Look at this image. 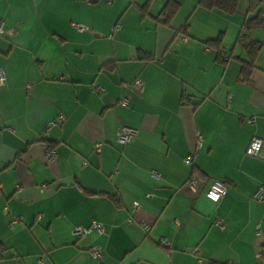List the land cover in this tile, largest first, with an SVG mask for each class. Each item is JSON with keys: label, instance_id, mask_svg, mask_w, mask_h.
<instances>
[{"label": "crops", "instance_id": "1", "mask_svg": "<svg viewBox=\"0 0 264 264\" xmlns=\"http://www.w3.org/2000/svg\"><path fill=\"white\" fill-rule=\"evenodd\" d=\"M198 1L0 0V264H264V27L242 37L264 0ZM92 221L101 233H72Z\"/></svg>", "mask_w": 264, "mask_h": 264}, {"label": "built area", "instance_id": "2", "mask_svg": "<svg viewBox=\"0 0 264 264\" xmlns=\"http://www.w3.org/2000/svg\"><path fill=\"white\" fill-rule=\"evenodd\" d=\"M74 27L79 30H85L87 29L86 27L79 25V24H74ZM4 30L2 29L1 25H0V33H2ZM6 33H11L10 31H5ZM3 78V74L0 71V81H2ZM132 86L134 88H140L143 84L142 80L139 78H136L132 81ZM92 90L96 91L98 93H102L104 92V89L97 84H93L92 85ZM127 100L128 97L126 95H124L123 97H121V99L119 100V103L121 105H127ZM249 122H253V119H249ZM136 134V129L130 126H126L123 125L121 126L117 131H116V137H115V141L116 143H118L119 145H125L126 143L130 142L133 137ZM261 140L258 138L253 137L251 139V141L249 142V144L247 145L246 149H245V154L249 155V156H254L257 157L259 155V151L261 148ZM53 152L52 151H48L46 153V159L48 161H52L53 160ZM192 160V156H188L184 159V162L186 164H189ZM199 181L198 177L196 175H191L184 183V188L186 190H189L191 192H194L196 189V184ZM46 188L45 185L41 186V190H44ZM226 191V186L225 183L220 180V179H212L209 183V185L207 186L206 190H205V196L210 199L213 202H217L224 194ZM253 198L257 201H264V184H261L260 186L257 187V189L255 190L254 194H253ZM137 205H134V207H136ZM20 217H16L14 219L15 220H19ZM216 224L218 226H222V221L220 220H216ZM258 228V227H257ZM91 231H96L101 233L103 231V227L102 224L97 222V221H92L90 223L89 226L87 227H83V226H76L73 228L72 233L76 236V237H81ZM159 243L162 246H168L169 245V241L167 239H160ZM89 254L93 257V258H97L99 257L100 254V248L98 245H95L93 247H91L88 250ZM258 258L260 259H264V249H262L261 251L258 252Z\"/></svg>", "mask_w": 264, "mask_h": 264}, {"label": "trees", "instance_id": "3", "mask_svg": "<svg viewBox=\"0 0 264 264\" xmlns=\"http://www.w3.org/2000/svg\"><path fill=\"white\" fill-rule=\"evenodd\" d=\"M199 5L203 8L206 9H218L224 13H233L235 8H236V1L235 0H199L198 1ZM177 8L176 3L173 2H168L165 7L163 8L162 14L164 16L165 21H168L170 19V17L172 16V14L175 12ZM257 11H256V10ZM250 10H254L255 15L253 18L246 20L243 23V35L244 36V32L249 31L251 29L254 28H259V27H264V11H262L258 4L256 3H252ZM220 39H216V41H214V43L216 45H219ZM220 47V46H219ZM219 47H218V52L221 53L222 49H220L219 51ZM261 47L260 43L256 42V41H250L248 44H246L244 51L246 53V56L248 58V60L246 62L242 63L241 69H240V74H241V78L242 80L246 81L248 80V76L249 73L251 72L252 68L254 67V59L257 55V52L259 50V48Z\"/></svg>", "mask_w": 264, "mask_h": 264}]
</instances>
